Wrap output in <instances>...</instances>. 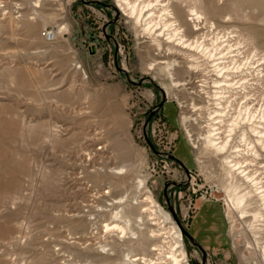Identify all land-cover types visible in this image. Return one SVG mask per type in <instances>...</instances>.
Masks as SVG:
<instances>
[{"label":"rangeland","instance_id":"obj_1","mask_svg":"<svg viewBox=\"0 0 264 264\" xmlns=\"http://www.w3.org/2000/svg\"><path fill=\"white\" fill-rule=\"evenodd\" d=\"M172 3L264 57V0ZM156 47L114 0H0V264H169L170 237L151 248L171 226L142 211L147 194L191 237L181 234L187 264H264V225L237 206L244 186L188 140L206 116L182 117L191 98L202 103L174 95L160 62L175 59L182 78L187 58Z\"/></svg>","mask_w":264,"mask_h":264},{"label":"bare ground","instance_id":"obj_2","mask_svg":"<svg viewBox=\"0 0 264 264\" xmlns=\"http://www.w3.org/2000/svg\"><path fill=\"white\" fill-rule=\"evenodd\" d=\"M114 1L116 7L141 28L143 34L156 41L157 50L166 44L167 50L174 49L187 58L185 64L189 71L182 78L173 76V71L178 68L176 66H180L175 59L160 62L164 64L171 85L178 88L174 90V95L180 96L179 91L189 89L202 103L196 105L190 97L191 114L182 117L189 126L191 121L197 122L196 112L204 110L206 116V126L193 138L187 130L188 140L200 151H210L220 157L226 174L244 186L237 202V206L244 208L240 214L251 212L252 220L261 219L264 225V164L260 162V158H264V97H258L260 79L264 77V57L259 58L256 51L245 53L244 46L235 40L236 35L231 31L222 35L210 21L205 26L206 19L194 9L180 18L174 11L173 0ZM206 27H209L207 31ZM49 33L52 39L53 33ZM156 64L157 61H151L147 68L152 69ZM143 78L152 81L148 76ZM187 105L182 103L180 107ZM256 164L259 168L254 166ZM139 184L142 185V181ZM139 202L149 203L142 211L152 212L164 224L171 226V232H165L168 236H161V233L154 235L159 237L160 242L151 251L157 252L164 246L162 243H169L160 237H170L169 264H187L181 248L182 233L174 227L168 214L148 194ZM104 227L105 230L116 231L118 238H124L123 225L112 224L109 227L105 224ZM261 243L260 254L264 261V235ZM125 260L129 264H155L143 256L125 255Z\"/></svg>","mask_w":264,"mask_h":264},{"label":"water","instance_id":"obj_3","mask_svg":"<svg viewBox=\"0 0 264 264\" xmlns=\"http://www.w3.org/2000/svg\"><path fill=\"white\" fill-rule=\"evenodd\" d=\"M143 133H144V138H145L147 144L150 145V143H149V141H148V139H147V137H146V133H145V132H143ZM151 147H152V145H151ZM171 158H173V157H171ZM174 160H175L177 163L180 164V162H179L177 159L174 158ZM170 211H171V209H170ZM173 218H174L175 223L177 224V226H178L179 229L181 230L182 234H184V235H185L190 241H192V239H191V237L189 236V234H188L187 232H185V231L180 227V224H179L178 220L176 219V217H175L174 215H173ZM197 247L200 249L199 246H197ZM203 261H204V258H203Z\"/></svg>","mask_w":264,"mask_h":264},{"label":"built area","instance_id":"obj_4","mask_svg":"<svg viewBox=\"0 0 264 264\" xmlns=\"http://www.w3.org/2000/svg\"><path fill=\"white\" fill-rule=\"evenodd\" d=\"M43 34H45L47 37H49L48 35H50L49 31H45Z\"/></svg>","mask_w":264,"mask_h":264}]
</instances>
